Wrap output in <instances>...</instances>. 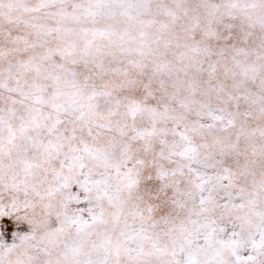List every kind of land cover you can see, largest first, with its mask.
<instances>
[{
    "label": "snow or ice",
    "instance_id": "obj_1",
    "mask_svg": "<svg viewBox=\"0 0 264 264\" xmlns=\"http://www.w3.org/2000/svg\"><path fill=\"white\" fill-rule=\"evenodd\" d=\"M0 264H264V0H0Z\"/></svg>",
    "mask_w": 264,
    "mask_h": 264
}]
</instances>
